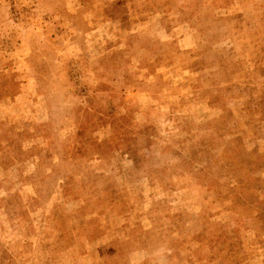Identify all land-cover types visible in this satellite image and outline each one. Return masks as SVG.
Masks as SVG:
<instances>
[{
	"label": "rangeland",
	"instance_id": "obj_1",
	"mask_svg": "<svg viewBox=\"0 0 264 264\" xmlns=\"http://www.w3.org/2000/svg\"><path fill=\"white\" fill-rule=\"evenodd\" d=\"M0 264H264V0H0Z\"/></svg>",
	"mask_w": 264,
	"mask_h": 264
}]
</instances>
